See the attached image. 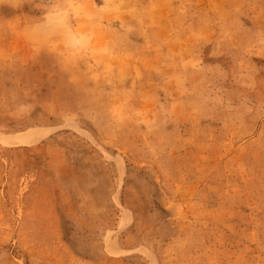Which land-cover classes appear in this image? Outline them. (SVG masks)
<instances>
[{"label":"rangeland","instance_id":"1","mask_svg":"<svg viewBox=\"0 0 264 264\" xmlns=\"http://www.w3.org/2000/svg\"><path fill=\"white\" fill-rule=\"evenodd\" d=\"M0 264H264V0H0Z\"/></svg>","mask_w":264,"mask_h":264}]
</instances>
